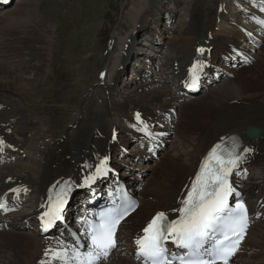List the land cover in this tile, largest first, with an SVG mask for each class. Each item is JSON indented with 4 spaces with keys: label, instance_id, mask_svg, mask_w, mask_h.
Masks as SVG:
<instances>
[{
    "label": "bare ground",
    "instance_id": "bare-ground-1",
    "mask_svg": "<svg viewBox=\"0 0 264 264\" xmlns=\"http://www.w3.org/2000/svg\"><path fill=\"white\" fill-rule=\"evenodd\" d=\"M147 1L150 4L135 6L130 11L131 22L137 30L148 31L150 42L159 43L157 16L160 10L156 3L161 2ZM181 1L184 9L189 11V22L178 31L174 30L172 41L166 40L168 50L160 68L168 69L165 72L167 82L163 84L156 78L142 77L129 87L119 89L115 77L106 82L100 79L90 98L83 101L78 118L67 125L57 140L48 141V148L46 143L38 146L33 141L50 140L59 131L47 128L41 133L36 131L31 139L28 138L27 130L31 124L28 113L33 110L22 107L21 101L19 103L16 98L19 95L24 100L22 85L32 82V78L24 73H39L41 67L37 69L35 60L47 61V30L43 24H33L31 0L23 1L25 4L17 10L20 15L23 10L27 12L28 17L24 21L22 19L23 22L15 20L16 23L0 15V164H5L0 168V199L5 198L15 208L28 205L23 208L30 209L26 217L15 214L0 219V264H79L73 259L77 252L66 239L68 236L63 225L54 236L40 235L37 216L43 215L52 206L67 202L65 222L75 226V209L71 204L76 198H70L69 184L79 178L84 179L104 162L111 150L120 146L118 139L122 140L123 148L129 139L144 145L145 140L155 134L161 135V138L165 136L168 129L161 131V128H153L152 123L169 122L173 118L170 116L167 121V115L174 109L177 110L175 121L168 125L175 128L174 143H177L171 146L169 153L160 155L159 162L150 166L145 183L136 188L138 209L122 222L119 232V241L124 244L118 250H110L108 257L101 258L96 264H144L134 259L132 240L139 236L144 223L154 213L163 211L175 215L203 155L217 141L229 138L240 141L239 159L230 174L231 182L250 203L254 213H260V219L255 222L258 227L250 228V234L248 232L232 260L237 255H244V258L232 264H264V227L259 226L264 222V103L259 100L264 96V56L252 60L241 49L239 41L242 36L247 37L259 50L264 48V42L259 44L255 36L245 31L224 27L233 18L225 14L228 9L227 4H222L223 0ZM224 1L240 8L255 22L264 18V0ZM261 1L263 4L259 3ZM151 23L154 27L150 26ZM128 35L121 63L112 67L116 73L124 69L125 60L131 57L134 50L135 38ZM197 38H203L204 48H198ZM122 40L119 42L122 43ZM117 46L118 43L114 44L112 49ZM111 58L109 56L107 60ZM136 59L139 62L136 65L142 67L139 70L142 76L143 67L153 68L155 65L139 55ZM220 60L225 63L240 61V65L236 70L230 68V74H224L214 68ZM248 60L251 63L248 64ZM104 66L107 67L106 61ZM192 73L202 80L204 86L200 91L203 94L188 98L179 87L189 80ZM137 116L142 118L140 123H137ZM248 126L258 129L259 136H245ZM44 147L47 151L42 155ZM25 149L35 150L37 157L25 156ZM11 151L20 153L19 160L32 159L34 166H13L5 157ZM141 152L144 154V151ZM140 159L134 155L130 162ZM256 169L262 187L251 181ZM251 232L254 238L249 241Z\"/></svg>",
    "mask_w": 264,
    "mask_h": 264
},
{
    "label": "rangeland",
    "instance_id": "rangeland-1",
    "mask_svg": "<svg viewBox=\"0 0 264 264\" xmlns=\"http://www.w3.org/2000/svg\"><path fill=\"white\" fill-rule=\"evenodd\" d=\"M3 1L5 2L6 0ZM23 1L25 3L27 2V0H11L8 7L3 6L4 4L0 1V4H2L1 8H4L0 10L1 18L9 17L8 19H12V21L18 20L17 22L19 23L23 22L24 19L28 17L27 12L23 10L20 15L17 11L21 5L25 4L22 3ZM172 1L173 0H160L161 3H156L160 10L157 16V25L160 28V37L158 36L160 42L151 41L153 44H150V42L147 41L148 39H146L151 37L148 35V31L137 30L135 28L136 26L134 27V24H132L133 22H131L130 16V11L135 6L150 4L147 0H31L32 4L30 5V9L31 14L34 15L33 24H43L45 30H47L46 38L48 39V45L46 54L48 55L45 56L47 59L46 63L41 61L37 62V60H35V63L38 64L37 69L41 67L39 73L35 75L32 71L24 73L32 78L31 83L22 85L21 95L24 96L25 99L23 100L22 97L16 95L19 103L21 101L20 105L22 107L26 106L27 109L33 110L28 113L31 124L28 126L27 134L31 136L27 137L31 139L33 133L36 131L41 133L47 128L59 131L58 136H54L56 139L41 140V143H46L48 148V141L57 140L62 135L67 125H70L78 118L83 101L90 98L89 95L92 89L96 87L100 79L106 82L115 77L116 87L119 89L129 87L135 80H142V77H152L163 82L162 77L164 76L166 78L163 73L164 69L143 67V71L141 72L143 74L142 76L139 74V70L142 67L136 65L139 64L136 57L135 60L129 58H134L138 51L144 54L143 57H139H145L146 60L153 63L159 64L160 62H165L164 53L168 50V42L172 41L174 38V30L175 32L178 31L184 23L187 24L189 22V11L188 9L186 10V8L184 9L182 1ZM222 4H227L226 8L228 10L226 13L233 18V21L229 24H224V27L229 30H234L235 27L233 23L239 24V30L244 29V31H250V33L254 34L255 38L258 39L259 44L264 42V33L256 32V24L245 15L246 13L243 14L235 5L230 4L232 5L230 6L224 0ZM27 11H29V9H27ZM8 13L10 16H8ZM18 15H20L21 18H18ZM166 21H168V24ZM151 24L150 26L154 27L153 23ZM235 29L238 30V28ZM144 32L147 33V37H145ZM133 34L135 38L133 52L135 51V54L126 59L124 62V69L116 73L112 67L121 63V58L125 54L124 51H126L124 47L126 37L127 35L131 36ZM199 39L201 38H197L196 44ZM246 39L252 44V42L244 36H242L239 41V46L242 47L245 54L248 53L252 60L264 56V48L259 50L256 44H244L242 40ZM119 40L123 42L121 43ZM166 40L168 42H166ZM116 43H118V46L112 49V46ZM255 54L257 55L255 56ZM249 55L247 56L250 57ZM39 56H41V54ZM109 56L112 58L107 60ZM105 61L107 67L104 66ZM112 61H114V64ZM131 65H133V72L130 71ZM237 65L240 64L238 63ZM237 65H231V68L236 70ZM224 66H226V64ZM104 68L105 71H103ZM144 71L147 72V75L146 73L144 74ZM118 96L120 95L118 94ZM259 100L264 103V96L260 97ZM31 120L37 122L32 124ZM172 121H175V118H173ZM158 122L159 123H152L153 128H161V131H167L166 129H168V132L171 134L170 141H166V146L163 149V153H169L171 146L177 143H174L175 128L173 125H168L166 129L163 128V126L159 127V124L163 125L164 122ZM155 124L158 126H155ZM168 132L166 134H168ZM131 140L133 141H127L128 147L126 155L128 156L121 157L122 161L120 163L114 158L113 161L110 160L109 164L115 169H121L122 167L123 173H121V175L128 177L131 186L135 188L134 186L138 182H140V185L145 183L146 180L144 181V179H147L151 171L150 166L156 165L159 162L160 156H158L156 160H146L143 155L147 153L144 150V154L137 151L131 153V145L134 144V141L137 143L136 140ZM33 143L36 144L35 141H33ZM125 145L123 146L125 147ZM119 147L112 149L111 152H117ZM47 148L44 147V153L42 155H45ZM30 151L25 149L24 152L27 153L29 157H32L31 154L33 156L35 154L34 157H37L35 150L31 153ZM134 155L141 158V161L130 162L131 157ZM113 157L112 155L111 158ZM26 161L28 164L21 159L13 162L12 165L16 167L24 164L34 166L35 164L32 159L31 161L30 159ZM4 165L5 164H2V166ZM2 166L0 168H2ZM251 181L257 187L263 186L262 180L258 174V169L252 174ZM24 207H28V205H24ZM21 208H23V206ZM259 226L264 227V224ZM253 232H251L249 241L254 238ZM249 241H247V243ZM242 257L244 258V255H238L233 263L240 261Z\"/></svg>",
    "mask_w": 264,
    "mask_h": 264
},
{
    "label": "snow or ice",
    "instance_id": "snow-or-ice-1",
    "mask_svg": "<svg viewBox=\"0 0 264 264\" xmlns=\"http://www.w3.org/2000/svg\"><path fill=\"white\" fill-rule=\"evenodd\" d=\"M212 158L217 159L219 164L223 163L216 157L215 150ZM228 163L234 166L235 160ZM229 171L221 167L217 173L210 172L206 163L183 201L180 220L163 223L166 221L164 213L158 214L144 229L145 235L136 240L137 258H143L144 264H176V258L171 257L164 247V242L174 237L176 243L189 250L187 257L179 258V264H228L247 227V209L244 204L237 203L233 208L227 204V197L234 191L227 181ZM221 214L227 218L222 219ZM47 215L49 212L45 213ZM52 215L54 219L60 218L56 212ZM121 219L123 216L113 217L111 213H102L101 223L96 226L91 237L93 251L84 253L83 260H80L79 253H74L73 259L78 260L79 264H85V261L86 264H96L101 258L106 259L110 250L116 247L115 231ZM233 236L238 238L230 243ZM207 240L213 241L211 252L205 247ZM201 249L208 253V259L201 258Z\"/></svg>",
    "mask_w": 264,
    "mask_h": 264
},
{
    "label": "water",
    "instance_id": "water-1",
    "mask_svg": "<svg viewBox=\"0 0 264 264\" xmlns=\"http://www.w3.org/2000/svg\"><path fill=\"white\" fill-rule=\"evenodd\" d=\"M199 42L202 43L201 40ZM245 134L249 138H256L259 136V130L254 127L248 126L245 130Z\"/></svg>",
    "mask_w": 264,
    "mask_h": 264
}]
</instances>
